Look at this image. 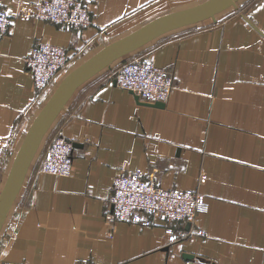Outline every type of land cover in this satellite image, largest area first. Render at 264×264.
<instances>
[{
	"label": "crops",
	"instance_id": "obj_1",
	"mask_svg": "<svg viewBox=\"0 0 264 264\" xmlns=\"http://www.w3.org/2000/svg\"><path fill=\"white\" fill-rule=\"evenodd\" d=\"M36 1L0 0L11 16L0 43V264H264V0H84L85 28L28 16ZM37 40L71 55L41 90L24 62ZM135 58L172 72L163 105L116 84L112 72ZM58 136L74 142L66 176L42 171ZM136 169L205 195L193 223H175L188 236L170 242L162 216L111 218L115 175Z\"/></svg>",
	"mask_w": 264,
	"mask_h": 264
},
{
	"label": "built area",
	"instance_id": "obj_2",
	"mask_svg": "<svg viewBox=\"0 0 264 264\" xmlns=\"http://www.w3.org/2000/svg\"><path fill=\"white\" fill-rule=\"evenodd\" d=\"M26 14L74 28L91 26L93 17L84 0H37ZM11 16L0 6V43L9 30ZM71 61L68 48L57 43L37 40L24 58L25 68L35 88H45ZM116 84L132 91L139 99L151 103L165 102L174 88V76L167 68L152 60L131 59L112 72ZM73 140L58 136L49 144L42 163V171L66 176L73 169ZM207 208L205 195L192 188H166L153 177H145L139 170L122 171L111 185L110 212L115 221L149 226L153 216H162L164 230L170 242L188 236L191 230L177 231L175 223H193ZM194 233L205 235L201 228ZM82 264V263H77Z\"/></svg>",
	"mask_w": 264,
	"mask_h": 264
},
{
	"label": "water",
	"instance_id": "obj_3",
	"mask_svg": "<svg viewBox=\"0 0 264 264\" xmlns=\"http://www.w3.org/2000/svg\"><path fill=\"white\" fill-rule=\"evenodd\" d=\"M226 1H230V2H232L233 4H235V0H226ZM196 9H198V8L192 9V10H191L192 13H191L190 15H192V14L195 12ZM196 11H198V10H196ZM190 15H189V16H190ZM184 17H185V16H183V17H181V18H178V21H179L180 19L184 18ZM71 82H72V81H70L69 83H67L65 86H63V87L60 89V91L55 95V97H54V98L52 99V101L49 103V105L47 106V108H46V109L40 114V116H39V118H38V120H39V124L37 125V127H36V129H35V131H34V133H33V136L31 137V140H30V142H29V144H28V146H27V148H26V150H25V152H24L23 159L26 158V156H27V154H28V152H29V150H30V148H31V146H32V144H33V142H34V140H35V136H36V134H37V132H38V130H39V127H40L41 123L43 122V120H45L47 114L49 113V111L51 110V108L53 107V105L59 100V98L62 96V94L65 92V90L67 89V87L70 85ZM155 104H156V105H163L164 102H162V101H158V102H155ZM75 145H76V144H75ZM14 181H15V176H14V177H8L7 181L5 182L4 188H3L2 191H1V196H2V204H1V205H3V203L5 202V199H6L7 195L9 194V192H10V190H11V188H12V185H13V182H14Z\"/></svg>",
	"mask_w": 264,
	"mask_h": 264
}]
</instances>
